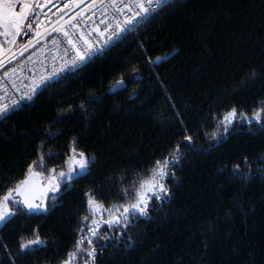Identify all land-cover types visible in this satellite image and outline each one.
Listing matches in <instances>:
<instances>
[{"label": "trees", "instance_id": "1", "mask_svg": "<svg viewBox=\"0 0 264 264\" xmlns=\"http://www.w3.org/2000/svg\"><path fill=\"white\" fill-rule=\"evenodd\" d=\"M120 80L126 86L110 92ZM262 101L264 0L167 4L0 119V196L41 153L44 176L65 170L73 147L94 157L49 195L46 211L11 204L0 261L63 264L93 217L85 193L105 208L131 203L133 181L138 187L179 146L175 176L165 181L171 195L155 198L147 216L132 215L127 228L104 226L96 264H264V118L237 120L227 133L221 125L232 107L252 116ZM37 237L44 243L21 247Z\"/></svg>", "mask_w": 264, "mask_h": 264}, {"label": "snow or ice", "instance_id": "2", "mask_svg": "<svg viewBox=\"0 0 264 264\" xmlns=\"http://www.w3.org/2000/svg\"><path fill=\"white\" fill-rule=\"evenodd\" d=\"M84 2L85 0H63V6L57 8V14H55L54 19L45 16L44 20H41L40 15L37 13L43 14V10L49 4H52L53 0H0V69L5 68L6 60L7 63H11L17 55H23L29 47L39 43L41 38H45L51 33H56L67 44V47L62 48L60 40L55 37L52 39L53 47L58 52H63L61 57L63 62L60 68L57 69L54 65L52 71L46 75L41 74L38 81L33 79L29 93L22 95L21 99H31L38 88L47 86L49 81H52L65 70L78 69L81 64L90 60L97 52L102 51L104 46L109 44L113 38L118 39L121 34L134 30L138 20H145L153 13L161 10L166 6L167 0H91V3L86 8H81ZM93 8H98L101 16L107 17L105 21H102L105 24L103 30L94 21H92L93 27L91 29L87 27L92 20L91 16L87 15V12L92 11ZM92 15H95L94 11ZM81 19L84 20L83 26L79 22ZM45 21H47V24H45ZM33 23L37 26L35 29L33 28ZM29 31L35 32L36 39L20 45L19 53H17V51L13 50L17 45V37L22 33L27 35ZM92 33L97 34V39L91 38ZM100 37L104 38L103 43H101ZM5 44L8 45L7 48H5ZM69 53H71L70 59L68 58ZM157 59L161 58L157 57ZM29 60H31V57H29ZM16 71L15 68L5 71L4 75L0 76V85H2L4 77L11 78ZM118 83L122 84L123 80L118 81ZM13 87H15V82H13ZM3 101L4 97H0V115H5L12 106L19 103V100H13L12 104L9 105ZM261 104L264 105V101ZM237 115V108L232 107L224 116L221 125L225 133L228 132V125L236 119ZM254 118L258 122L264 118V106L254 112ZM248 123H251V120ZM181 124L187 132V127L183 125L182 121ZM183 139L187 144H194L193 135L191 134L184 135ZM71 152V156L66 161L68 172L61 171L57 174L56 168L52 167L48 170L49 175L45 177L43 172L36 171L38 164L43 166V153H41L38 160H32L26 166L24 178L20 179L13 187H9L5 195L0 196V224L7 223L9 218L16 214L12 210L11 204H22L29 211L41 209L46 211V202L35 203L36 196L34 193L38 188L41 189L42 193L49 191L59 192L62 181H71L75 176L87 172L94 161V157L89 159L84 151L78 152L76 147H73ZM180 159L181 153L179 146H177L176 154L171 155L169 160H164L163 162L160 160L155 161L154 167L149 170V175L139 179L138 187L136 186L137 182L133 181L134 188L131 195H133L134 202L132 203L124 205L113 204L112 207L105 208L104 203L96 198L93 191L85 193L90 214L99 217V219L93 218L91 220L90 225H87L88 236H82L76 242V251L68 253V257L63 261V264H73V260L76 259L77 254L80 252L86 255L83 264H96L98 255L102 254L104 249L101 247L98 250L94 241L98 237L104 240L108 239L107 236H103L100 232L103 225H123L124 228H127L129 226L127 221L133 212L147 216L153 197L163 200L171 195V189L165 181L170 175L175 176V173L170 172L169 169L178 163ZM238 168L239 166L237 165ZM41 178L47 181L46 187L42 186ZM129 195L128 189H124L126 199ZM16 197H19V199ZM41 199H43V196ZM105 212L108 216L107 220L104 219ZM88 220L89 216L82 217V222H87ZM43 243L44 241L37 237L21 247L26 249L31 245ZM85 243H87L88 247H84ZM0 264H3V261H0Z\"/></svg>", "mask_w": 264, "mask_h": 264}, {"label": "built area", "instance_id": "3", "mask_svg": "<svg viewBox=\"0 0 264 264\" xmlns=\"http://www.w3.org/2000/svg\"><path fill=\"white\" fill-rule=\"evenodd\" d=\"M173 1L175 0H167L166 5ZM90 3H91V0H85L84 4L81 5V8H86L87 5ZM62 6H63V0H53V3L49 4L48 7L43 10V14L41 13H37V14L40 15L41 20H44L45 16H49L54 19L55 14H57V8L62 7ZM49 9H51V11H49ZM77 11H79V9H77ZM93 11L95 12L94 16L92 15ZM155 13H153L149 18L145 20H138L136 22L134 30L138 28L139 26L143 25L144 23L148 22ZM87 15L91 16L92 18V20L87 25L89 29L93 27L92 21H94L95 24L98 25L101 30L104 29L105 24L102 23V21H105L107 17L101 16L100 10L98 8H93L92 11L87 12ZM79 22L82 26L84 25L83 19H81ZM45 24H47V21H45ZM36 27H37L36 24L33 23V28L35 29ZM134 30H129L121 34L120 38L118 39L113 38L109 44L104 46L102 51L97 52L90 60L85 61L84 63L92 61L95 58L103 55L113 43L123 40L129 33H131ZM54 37L60 40L62 48L67 47L66 41H64L61 37L57 36L56 33H51L47 37L41 38L39 43L29 47L28 50L23 53V55H17V57L13 59L11 63H7V60H6L5 68L0 69V76H3L5 71L10 70L12 68H15L17 70L14 76H12L11 78L4 77L3 83L2 85H0V97H4L3 102L11 105L13 100H19V103L12 106L5 115H0V119L6 117L11 112L19 109L22 106L23 101L26 98L21 99V96L24 95L25 93H29V89L32 86L33 79L38 81L40 79L41 74L46 75L48 72H51L54 65L57 69L60 68L63 62L61 59V57L63 56V52L62 51L58 52L53 47L52 39ZM91 38L94 40L97 39V34L92 33ZM34 39H36L34 31H29L27 35L22 33L20 36L17 37V45L14 47L13 50L19 53L20 45L27 44L29 40H34ZM99 39L101 43H103L104 38L100 37ZM29 57H31V60H29ZM70 57H71V53H69L68 58L70 59ZM83 64H81L80 66H82ZM69 70H72V69H69ZM69 70H65L64 72L69 71ZM64 72H62L59 76L55 77L52 81H49L48 84L58 79ZM13 82H15V87H13ZM43 87L44 86H41L40 88H38L36 93H38ZM17 89H19V91H17ZM101 229H100V232H101ZM82 236L84 237L88 236L87 228Z\"/></svg>", "mask_w": 264, "mask_h": 264}, {"label": "rangeland", "instance_id": "4", "mask_svg": "<svg viewBox=\"0 0 264 264\" xmlns=\"http://www.w3.org/2000/svg\"><path fill=\"white\" fill-rule=\"evenodd\" d=\"M8 47V45L7 44H5V48H7ZM227 114V113H226ZM225 114V115H226ZM224 115V116H225ZM224 116H223V118L221 119V121H223V119H224ZM237 120H238V122H248L249 120H256L255 118H254V114L252 115V116H243V117H241V116H239V115H237V117H236V119L234 120V121H232L231 122V124H229L228 125V128L229 127H231V126H233L236 122H237ZM72 154V153H71ZM71 156V155H70ZM61 171H64V172H68V166H67V168L65 169V170H60V171H57V174L59 173V172H61ZM45 177H47V176H45ZM42 179V184H44V186L43 187H46L47 186V181L45 180V179H43V178H41ZM64 182H66V181H62L61 182V184H60V188H61V186H62V184L64 183ZM59 192H51V191H49L48 192V194L46 195V196H43V199H41V197H40V200L39 201H37V203L39 204V203H47V200H48V197H49V195L51 194V195H53V196H55V195H57ZM17 199H19V198H17ZM155 199V197H153V199H152V201ZM151 201V202H152ZM132 202H134V200L132 201ZM131 202V203H132ZM41 210H43V209H41ZM121 211H122V209H121ZM134 214H136V213H134L133 212V214H131L130 215V217H129V219L131 218V216L132 215H134ZM93 218H95V219H99V217H95V216H93L92 217V219ZM104 219L105 220H107L108 219V216H107V213L105 212V214H104ZM129 219H128V221H129ZM127 221V222H128ZM91 223V222H90ZM104 226H109V225H107V224H105V225H103V227ZM117 226V225H116ZM102 227V228H103ZM102 230V229H101ZM26 244H28V243H26ZM36 245H40V244H36ZM32 246V245H31ZM85 247V246H84ZM87 247V246H86ZM84 259H86V255L83 253V252H80V253H78L77 254V257H76V259H74L73 260V264H79L80 263V260H82V261H84Z\"/></svg>", "mask_w": 264, "mask_h": 264}, {"label": "water", "instance_id": "5", "mask_svg": "<svg viewBox=\"0 0 264 264\" xmlns=\"http://www.w3.org/2000/svg\"><path fill=\"white\" fill-rule=\"evenodd\" d=\"M170 56V55H169ZM121 81V80H120ZM126 86V82L123 80V83L121 84V83H116L111 89H110V92H115V91H117V90H119V89H122V88H124ZM48 194V192H46V193H42V191H41V189L40 188H38L36 191H35V193H34V195L36 196V200H35V203H37V201H39L40 200V197L41 196H46ZM35 211H37V210H35ZM3 225H4V223L3 224H0V229L3 227Z\"/></svg>", "mask_w": 264, "mask_h": 264}, {"label": "bare ground", "instance_id": "6", "mask_svg": "<svg viewBox=\"0 0 264 264\" xmlns=\"http://www.w3.org/2000/svg\"><path fill=\"white\" fill-rule=\"evenodd\" d=\"M42 186H44V184H42ZM82 235H83V234H82ZM82 235H81V236H82ZM80 238H81V237H80ZM79 240H80V239H79Z\"/></svg>", "mask_w": 264, "mask_h": 264}]
</instances>
